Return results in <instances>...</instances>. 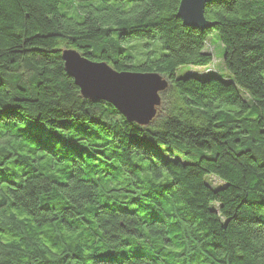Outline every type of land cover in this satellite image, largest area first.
Instances as JSON below:
<instances>
[{
    "label": "trees",
    "instance_id": "16d2710c",
    "mask_svg": "<svg viewBox=\"0 0 264 264\" xmlns=\"http://www.w3.org/2000/svg\"><path fill=\"white\" fill-rule=\"evenodd\" d=\"M180 2L0 0V264H264V0L203 29ZM63 49L161 74L154 120L83 98Z\"/></svg>",
    "mask_w": 264,
    "mask_h": 264
},
{
    "label": "water",
    "instance_id": "95a60500",
    "mask_svg": "<svg viewBox=\"0 0 264 264\" xmlns=\"http://www.w3.org/2000/svg\"><path fill=\"white\" fill-rule=\"evenodd\" d=\"M216 0H181L178 16L184 25L199 29L212 24L205 17L206 5ZM66 73L79 87L83 98L113 105L129 121L149 125L161 105V93L169 81L156 72L117 71L106 62L92 61L74 49H63Z\"/></svg>",
    "mask_w": 264,
    "mask_h": 264
},
{
    "label": "rangeland",
    "instance_id": "374dc122",
    "mask_svg": "<svg viewBox=\"0 0 264 264\" xmlns=\"http://www.w3.org/2000/svg\"><path fill=\"white\" fill-rule=\"evenodd\" d=\"M206 50L214 56V60L209 66V69L215 70L219 73L220 76L224 78V80H228L227 78L230 74L224 65V47L220 41L217 31H213L212 34L208 37L206 42ZM205 70H207V68L205 67L182 66L177 70L176 75L177 77H185L187 74L203 76L205 74ZM207 77H210V75L207 74L203 78ZM206 182L213 188H219L224 185L221 180L214 176L207 177Z\"/></svg>",
    "mask_w": 264,
    "mask_h": 264
},
{
    "label": "built area",
    "instance_id": "2783aa9c",
    "mask_svg": "<svg viewBox=\"0 0 264 264\" xmlns=\"http://www.w3.org/2000/svg\"><path fill=\"white\" fill-rule=\"evenodd\" d=\"M213 69H209L208 71H212Z\"/></svg>",
    "mask_w": 264,
    "mask_h": 264
}]
</instances>
